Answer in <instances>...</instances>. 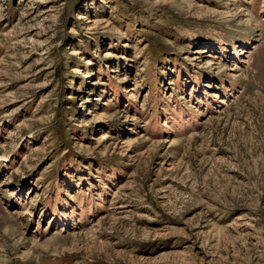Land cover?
I'll return each instance as SVG.
<instances>
[{
    "label": "rangeland",
    "instance_id": "obj_1",
    "mask_svg": "<svg viewBox=\"0 0 264 264\" xmlns=\"http://www.w3.org/2000/svg\"><path fill=\"white\" fill-rule=\"evenodd\" d=\"M0 264H264V0H0Z\"/></svg>",
    "mask_w": 264,
    "mask_h": 264
},
{
    "label": "bare ground",
    "instance_id": "obj_2",
    "mask_svg": "<svg viewBox=\"0 0 264 264\" xmlns=\"http://www.w3.org/2000/svg\"><path fill=\"white\" fill-rule=\"evenodd\" d=\"M236 57H239V55H236Z\"/></svg>",
    "mask_w": 264,
    "mask_h": 264
}]
</instances>
